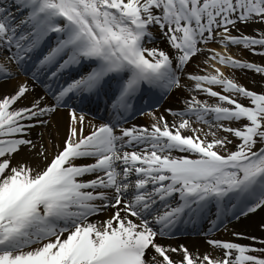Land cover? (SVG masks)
I'll return each mask as SVG.
<instances>
[{
	"label": "snow or ice",
	"instance_id": "6c2138e0",
	"mask_svg": "<svg viewBox=\"0 0 264 264\" xmlns=\"http://www.w3.org/2000/svg\"><path fill=\"white\" fill-rule=\"evenodd\" d=\"M238 24L264 25V0H0V83L27 70L33 57V82L42 74L58 82L64 73L84 69L57 88L43 84L51 105L41 96L31 106L13 107L34 90L27 82L0 97V264H264V255L250 254H264V247L209 239L222 250L213 257L156 242L157 236L171 238L181 223L207 220L211 233L230 216L264 208V93L213 65L212 72L187 78L215 103L193 95L182 111L166 110L178 118L171 123L152 112L150 128L118 127L144 86L163 94L184 88L180 74L204 51V63L264 75V64L227 51L241 46L264 57V29L248 35ZM157 26L174 50L171 56L146 47ZM212 42L225 52L207 48ZM109 88L108 123L83 135L84 116L73 111L72 123L81 127H71L63 149L42 169L11 164L22 146L36 147L20 138L36 126L24 121L46 124L42 117L67 99L107 94ZM220 131L240 141L235 150L229 151L232 140ZM45 152L41 145L38 155L47 161ZM89 158L94 162L76 163ZM109 207L115 209L111 218L91 219Z\"/></svg>",
	"mask_w": 264,
	"mask_h": 264
},
{
	"label": "bare ground",
	"instance_id": "6f19581e",
	"mask_svg": "<svg viewBox=\"0 0 264 264\" xmlns=\"http://www.w3.org/2000/svg\"><path fill=\"white\" fill-rule=\"evenodd\" d=\"M237 27L244 33L248 34L247 32H254V29H264V25L260 24H238ZM154 33L155 39L153 42L150 43L151 48H159L160 50H164L170 56L173 54L174 50L170 47L168 40L162 36L158 26L151 29ZM233 34H237L235 31ZM214 46V45H213ZM217 52L224 53L225 49L220 47L216 49ZM208 52L204 51L202 53L197 54L198 59L194 56L190 62L186 65L184 73H181V81L185 84L184 88L180 89H173L169 95L167 96L166 100L155 110L152 112L155 113L157 117L163 115L170 123L174 120H178L177 117L170 115L167 109H172L173 112L182 111L185 108V101L189 99L191 96H196L194 92L193 85L186 79L187 74H206L208 72L213 71V65L216 68H219L226 76L234 77L238 83L241 85L247 84V81L241 77V74L238 73L235 69H227L222 68L218 63L212 60L204 61L207 59ZM237 59L240 60H247L248 59V51L239 48L236 51ZM186 75V76H185ZM27 82L33 91H30L23 97L20 101H18L13 107L15 108H22L31 106L32 102L41 96H43L44 104L51 105L53 104L52 96L46 94V90H44L40 84L33 82L31 79V70L27 71V75L23 76H16L14 79H11L7 82L0 83V97L4 95H11L15 92L16 86L20 83ZM216 91H220L219 87L215 88ZM93 97V96H92ZM198 99H208V101L216 102L215 98L210 97H198ZM108 99L111 98V95L107 96ZM76 105L72 101H68L65 106L59 107L56 109L55 112H52L44 117L43 120L48 121L46 124L36 123L35 121H24V123H35V127H31L27 129V136L20 137V138H27L34 142L36 147L34 149H29V147L22 146L21 149L13 154L11 159V164L13 166L19 165L21 163H27L31 167L36 169H42L45 164L50 161L53 156L56 154L58 150H62L64 147L65 140L68 138L70 134L71 127L75 126L77 129L81 127V125L77 122L75 125L72 123V116L71 113L76 111L77 109L74 107ZM95 105V104H94ZM93 105V106H94ZM150 112V113H152ZM149 114H146L137 120H133L131 123L127 125H119L118 127L123 128H131L133 126L136 127H148L150 128L151 124L154 122L153 117ZM77 117L80 115L84 116V124H83V135H88L91 133L94 127H99L103 123H108L111 118V110L105 109L102 113L100 110L94 111L93 109L89 110L88 108L81 114L75 113ZM99 115L98 118H95L96 115ZM102 115H104L105 120L103 119ZM194 127H202L205 128L207 131V127L203 124H194ZM119 134V133H117ZM185 134H191L185 133ZM210 137H208L209 139ZM46 149L45 155L47 156V161L42 159L38 153L40 151V146ZM184 154V153H182ZM174 155L179 156L180 153H174ZM94 159H83L76 161L77 164L83 163H93ZM93 176H86L83 179H92ZM115 209L109 207L106 209V219L111 218ZM103 212V211H102ZM101 212V213H102ZM100 213V214H101ZM102 215L93 216L91 219L93 221H103L104 219L101 218ZM136 220V218H132ZM151 219V217H149ZM264 224V208L258 209L255 213H251L247 216H241L239 219H233L230 221L229 224L226 226L218 229L214 233L206 232V228L202 226L201 229L195 228L194 232L192 231L190 226L192 224L187 225V232L183 236H179L176 238H162L157 236L156 242L162 244L164 246H170L174 248H178L180 245H184L190 252L192 253H199L201 255L205 253H211L213 257L218 256V250L212 248L207 241L209 239L212 240H225L237 243L238 241L243 243L249 244H257L260 240H264V228H261V225ZM198 226V225H197ZM153 227H158L157 225H153ZM193 228V227H192ZM198 229V231H197ZM204 231V232H203ZM205 233V234H203ZM234 233H239L241 237L238 238L234 235ZM256 237V241L249 239V237ZM252 241V242H250ZM261 245V244H259ZM264 246V245H261ZM151 252V249L149 250ZM174 259H179L180 255L172 254ZM182 255V254H181Z\"/></svg>",
	"mask_w": 264,
	"mask_h": 264
},
{
	"label": "rangeland",
	"instance_id": "374dc122",
	"mask_svg": "<svg viewBox=\"0 0 264 264\" xmlns=\"http://www.w3.org/2000/svg\"><path fill=\"white\" fill-rule=\"evenodd\" d=\"M248 33V35H255V32H247ZM154 41V40H153ZM152 41V42H153ZM150 43H147L146 44V47H148V48H151L150 46ZM214 45V46H213ZM207 48H210V49H219L220 47H222L220 44H218V43H216V42H212V43H209L207 46H206ZM156 48V47H155ZM223 48V47H222ZM239 48H242L241 46H229V48L227 49V51L229 52V53H231V55L234 57V58H236L237 59V55H236V51L239 49ZM159 49V48H158ZM162 50V49H161ZM257 50H260L259 48L257 49ZM164 51V50H163ZM248 51V50H247ZM208 54H209V52H208ZM208 56L209 55H207V58H208ZM196 57V59H198V57L199 56H195ZM211 62H212V60H210ZM247 61H249V62H253V63H260V64H264V57H261V56H255V55H253L250 51H248V59H247ZM218 65H220L219 63H218ZM222 68H227V69H232V68H230V67H227V66H224V65H220ZM235 70H237L238 71V73L239 74H241V77L243 78V79H245L246 81H247V84H245V85H243L244 87H246L247 89H249V90H252V91H255V92H257V93H264V75H261V74H257V73H255L254 71H251V70H248V69H235ZM186 76V75H185ZM186 79L187 80H189L188 78H187V76H186ZM189 82L193 85V87H194V84H195V82L194 81H191V80H189ZM213 88H214V90H215V88H216V86H213ZM194 92H195V95L196 96H198V97H207V94L206 93H202V92H198V91H196V90H194ZM166 100V99H165ZM201 100H207L208 101V99H201ZM209 103H215V102H210V101H208ZM240 102L241 103H244V104H246V105H249L250 104V102L246 99V98H240ZM84 107L85 106H82L81 108H79V109H77L76 111H75V113H78V114H81V113H83L84 112ZM150 112H144L143 114H141V115H139L135 120H137L138 118H140V117H142V116H144V115H146V114H149ZM242 123V122H241ZM231 126L232 127H236L237 126V124L235 123V122H233L232 124H231ZM218 135L219 136H228V138L230 139V140H232V144H229L228 145V149H229V151H233V150H235V146L240 142L238 139H236V138H234L230 133H225V132H222V131H220V132H218ZM210 138H209V140H211L212 139V137L211 136H209ZM258 147H259V145H258ZM217 151H220L221 152V154H224L220 149H219V147L216 149ZM179 156H189V158H193V156L191 155V154H187V153H184V154H182V153H180V155ZM100 215H102L101 216V218H103L104 220H106V218H107V216H106V209L101 213V214H99V216ZM241 216H243V215H241ZM110 218V217H109ZM103 220V221H104ZM137 223H138V221H136ZM223 241H225V240H223ZM250 242H252V241H250ZM237 243H239V244H241V245H248V246H251V247H255V248H259V247H264V246H261V245H259V243H257V244H249V243H243V242H240V241H238ZM250 254H253V255H257V256H262V255H264V254H261V253H259V252H256V253H250ZM218 256H222V250H218Z\"/></svg>",
	"mask_w": 264,
	"mask_h": 264
}]
</instances>
